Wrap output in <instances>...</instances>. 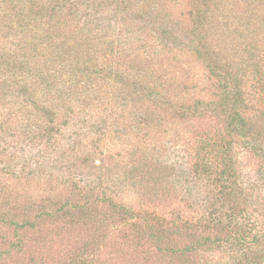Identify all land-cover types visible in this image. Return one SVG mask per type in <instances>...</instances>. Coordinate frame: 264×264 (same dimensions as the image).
<instances>
[{
  "label": "rangeland",
  "instance_id": "obj_1",
  "mask_svg": "<svg viewBox=\"0 0 264 264\" xmlns=\"http://www.w3.org/2000/svg\"><path fill=\"white\" fill-rule=\"evenodd\" d=\"M193 2L94 0L91 6L97 8L92 9L88 28L74 31L82 25L79 19L84 16L80 15L86 14L70 17L69 0H0V205L9 218L34 219L37 225L18 233L0 222V255L17 239L23 246L1 257L2 264H176L162 247L191 245L205 234L229 237L226 223L214 228L209 221L201 220L198 224L204 229H200L192 225L196 220L191 222L197 213L192 205L199 210L203 203L211 201V192L206 181H196L184 163H189L193 154L194 129L214 124L209 114L192 122L182 121L172 108L161 106L145 121L139 112L127 107L130 103H120L123 110L119 109L108 92L104 104L96 97L86 113L62 118L60 112L50 123L48 118L21 112L16 94H7L3 83L11 76L7 62L17 65L25 42L33 35H60L58 39L66 38L69 45L79 44L81 35L88 42L86 55L92 58L103 57L108 38L116 40L121 36L113 50L124 53L122 67L147 75L158 73L162 86L180 100L207 98L212 79L202 60L188 48L195 21ZM203 9V30L210 38L207 45L214 46L215 57L233 66L250 67L251 72L252 63L262 60L264 64V0H208ZM247 10L254 24L245 31L244 24L249 20L243 16L246 19L250 14ZM155 14L161 20L154 21ZM159 24L162 26L153 27ZM167 26L173 31L167 38L175 41L168 42L173 50L155 38ZM213 27L222 30L221 42L213 37ZM101 28L105 31L99 32ZM51 44L54 47L55 43ZM148 45L155 50L150 52ZM110 58L107 63L116 67L114 56ZM17 69L12 70L14 84L20 72ZM258 76L249 74L248 85L255 86ZM103 88L111 91L108 85ZM251 96L252 101L261 98L253 89ZM108 104L107 110L104 107ZM24 124L30 128L36 124L53 125L42 133L44 144L38 132ZM39 153L45 165L38 164L35 174H23L17 163L37 164ZM243 161L242 179L253 181L259 163L246 158ZM258 194L256 206L264 204V187ZM110 196L115 203L129 207L134 216L101 201ZM216 198L214 195L215 201ZM78 203L88 205L85 214L74 207ZM181 220L192 225L189 232L180 231ZM152 231L167 236L158 242L150 236ZM238 250L245 252L244 248L226 244L214 248L210 256L228 261ZM207 253L189 255L188 264H201V257ZM185 261L179 260L181 264Z\"/></svg>",
  "mask_w": 264,
  "mask_h": 264
},
{
  "label": "trees",
  "instance_id": "obj_2",
  "mask_svg": "<svg viewBox=\"0 0 264 264\" xmlns=\"http://www.w3.org/2000/svg\"><path fill=\"white\" fill-rule=\"evenodd\" d=\"M93 1L69 0L70 4L67 7L70 17L74 15L72 18H75L78 14H86L80 15L84 16L79 19V24L82 25L76 26L74 31L78 28L80 30L88 28L91 15L94 13L92 9L97 8L91 6ZM193 3L192 9L196 10L194 11L195 21L190 28L192 41L187 45L191 52L202 60L209 79H212L211 94L207 98L191 97L188 101H183L185 97H182L180 100L172 96L166 87L162 86L163 80L158 73L147 75L133 71L129 66L122 67L120 61L123 60L124 53L113 50L117 44L115 41L121 40V36H118L116 40L104 39L107 44L106 53L103 54V57L92 58L86 55L85 45L88 42L87 39L82 40L81 35L77 45H69L66 38L61 41L58 39L60 35L57 38L33 35L31 39H28V42H25L17 65L7 62L6 68L12 70L18 68L17 70L21 72H18L17 83L12 82V77L15 75L12 70L9 71L11 72L10 79L6 78L3 83L7 94H16L18 100L15 102H17V106L20 105L21 112L27 116L48 118L47 121L50 123L55 122L60 112H62V118L86 113L88 105L96 97H99V102L104 104V95L108 92L112 94L114 102H118L119 109H122L120 103H130L127 107L139 112L141 120L145 121H149L151 115L157 112L161 106L172 108L176 118L182 121L192 122L209 114L215 120L214 124L205 127L206 129H194L191 147L193 154L189 163H184L193 173V178L196 181H206L211 192L209 193L211 201L203 203L201 208H198L199 210L192 205L195 211L193 212L197 213L191 222L196 220L192 225L200 229H204L198 224L201 220L209 221L214 228L224 226L226 223L229 226V237L223 239L217 235L205 234L198 237L191 245H166L162 247V250L166 251L169 260L176 264H181L179 260L183 258L188 264L191 262V260H187L189 255H200L206 251L208 253L201 257V264H264V218L262 220L264 214H261L264 211V204L257 206L255 204L257 199H260L257 197L258 190L264 187V64L262 60L255 65L252 63L253 72H251L250 67L244 69L240 64L233 66L232 62L215 57L214 46L207 45L210 38L205 36L207 31L203 30L204 19L201 18L204 15L203 7L208 3V0H194ZM247 13L250 12L247 10ZM251 16L252 13L248 14L246 19L243 16L244 20H249L244 24L245 31L254 24L253 22L251 24ZM161 18L155 14L153 20H161ZM240 18L242 15L237 16V19ZM158 26L162 25H153L154 28ZM101 29L99 32L105 31L104 28ZM172 32L170 27H165L155 38L162 39L163 41L160 43L164 44L163 46L170 45L168 42L171 39L167 38L171 37ZM220 33H222L220 28L213 27V37L221 42ZM178 38L181 39V36L178 35ZM99 39L103 38L100 36ZM91 40L95 42L98 39ZM51 42L55 43L54 47ZM174 42L172 41V43ZM148 47L150 52L155 50L153 45H148ZM173 48L170 45L169 49L173 50ZM110 55L114 56L116 67L107 63L108 57L109 60L111 59ZM249 74L261 76L260 79L258 76L259 81L256 83L257 86L255 85L256 88L253 84L248 85ZM20 75L21 78H19ZM106 85L111 88V91H104L103 87ZM98 88H101L100 92L92 96ZM251 89L255 92L259 91L261 98L252 101ZM104 108L108 110L110 105ZM11 109L16 110L13 107ZM141 111H144L145 114ZM50 125L53 124H47V126L36 124L31 128L27 124L23 126L27 129L34 128L43 141L42 133ZM40 151L42 152V149ZM42 157L39 153L37 164L17 163V165L22 168L23 174H35V167L38 164V167H41L46 163ZM245 158L256 160L259 163L257 176L253 181L245 182L242 179ZM214 195L217 197V201H215ZM101 201L109 202L114 210L119 208L124 210L125 214L129 213L134 216L129 207L115 203L112 196L102 197ZM74 207L81 209V213L85 214L88 205L78 203ZM199 211L202 214L199 215ZM0 222L5 223L8 228H13L14 232L18 233L25 228L37 226L34 219L9 218L2 211L1 205ZM192 225L181 220L180 231L189 232ZM151 228L155 229L152 226ZM150 236L161 242L167 235L163 232L152 231ZM226 244L231 248H244L245 252L238 250V254L228 261L211 258L210 252L214 248L223 247ZM22 247V241L17 239V242L11 243L9 248L4 251L5 253L0 255V258H5L6 253ZM200 247H204L205 250H200ZM200 251L202 252L200 253ZM2 260H0V264H2Z\"/></svg>",
  "mask_w": 264,
  "mask_h": 264
}]
</instances>
